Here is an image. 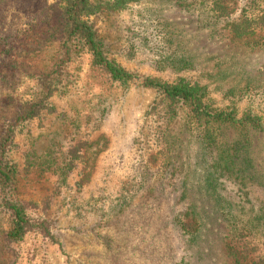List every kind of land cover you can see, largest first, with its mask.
<instances>
[{
	"label": "rangeland",
	"instance_id": "obj_1",
	"mask_svg": "<svg viewBox=\"0 0 264 264\" xmlns=\"http://www.w3.org/2000/svg\"><path fill=\"white\" fill-rule=\"evenodd\" d=\"M106 1L120 3L93 25L109 57L140 78L116 82L84 53L51 105L20 129L15 198L54 238L32 230L7 244L9 215L0 205V264H264V131L168 125L161 93L142 84L175 79L156 67L161 59H186L188 77L208 85L217 105L264 119V30L230 36L207 17L224 12L216 0ZM249 1L226 6L234 14ZM5 15L0 137L38 75L54 66L63 28L58 0H23ZM39 39L42 53L21 51ZM239 140L253 180L223 170L221 157ZM191 210L198 218L184 216Z\"/></svg>",
	"mask_w": 264,
	"mask_h": 264
},
{
	"label": "trees",
	"instance_id": "obj_2",
	"mask_svg": "<svg viewBox=\"0 0 264 264\" xmlns=\"http://www.w3.org/2000/svg\"><path fill=\"white\" fill-rule=\"evenodd\" d=\"M22 1L0 0V18L7 20L5 6H19ZM117 2L120 3V1L109 3L106 0H58L63 28L61 41L55 54V64L46 73L38 75L36 85L30 90V98L20 103L16 117L6 126L4 134L0 137V205L9 215V227L5 234L7 244L22 241L32 230L54 238L47 221L34 217L27 204L15 198L19 172L12 155L20 129L51 105V98L68 79L69 66L82 54L88 53L92 57V65L108 74L116 82L128 83L140 78L109 57L103 40L92 22V18L99 13L115 10L114 6ZM226 2L227 0L222 2L216 0V3L220 5L218 8L224 12L218 15L216 10L211 9L207 17L215 19V24L218 22L223 29H229L230 36L249 38L264 30V7L262 9L259 7L264 5V0H250L247 7L234 14L231 13L230 7L226 6ZM224 13L226 15H223ZM19 32H22L21 29ZM6 33L0 29V41L6 42L4 35H10ZM6 45L0 42V55L9 54ZM24 46L25 49L21 51L27 54L42 53L44 50V42L41 39L25 43ZM156 67L160 70H169V74L174 75L175 79L163 81L159 78L146 77L142 84L146 88L161 93L162 102L165 103L164 118L167 119L168 125L176 127L174 122L178 120L186 123L190 130L202 128L205 132L210 131L215 125H237L246 129L264 131V119L252 111L240 114L233 103L217 105L209 95L208 85L201 83L198 79L188 77L187 72L191 68L188 60L176 57L161 59L156 63ZM245 146L240 140L236 141L233 147L228 149L232 153L227 151L226 157H221V160L226 159L223 170L229 174V178L253 180L254 177H250L249 173L243 169L250 163L248 155L245 158L241 157L247 154L244 151ZM184 216L198 218V213L191 210ZM180 223L184 231L192 226L190 221L183 220Z\"/></svg>",
	"mask_w": 264,
	"mask_h": 264
}]
</instances>
